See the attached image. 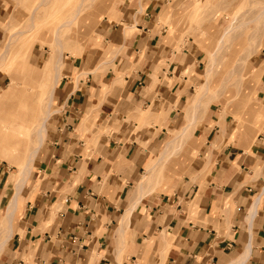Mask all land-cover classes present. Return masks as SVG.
<instances>
[{"label":"crops","instance_id":"0c3cea01","mask_svg":"<svg viewBox=\"0 0 264 264\" xmlns=\"http://www.w3.org/2000/svg\"><path fill=\"white\" fill-rule=\"evenodd\" d=\"M165 2L149 0L119 35L121 73L95 56L61 78L41 177L24 183L11 220L18 183L0 168V264H264V117L255 109L239 129L216 101L185 111L189 72L204 63L158 25ZM257 91L264 100V79Z\"/></svg>","mask_w":264,"mask_h":264},{"label":"rangeland","instance_id":"374dc122","mask_svg":"<svg viewBox=\"0 0 264 264\" xmlns=\"http://www.w3.org/2000/svg\"><path fill=\"white\" fill-rule=\"evenodd\" d=\"M148 2L0 0V168L6 170V181H22L37 144L36 124L48 108L52 115L55 107H61L56 92L61 78L75 77L77 71L81 77L95 56L97 69L112 67L121 73L113 62L122 52L119 35L136 29ZM157 18L159 26H166L167 38L178 40V49L199 50L204 63L199 73L189 72L195 96L192 106L185 108L187 113L204 115L208 104L216 101L222 104L223 117L234 118V128L248 126L255 109L263 119L264 100L258 101L257 88L264 79V0H166ZM113 33L116 40L106 43L104 39ZM58 71L60 80L55 83ZM59 117L60 111L50 122L47 119V139L25 182L40 179ZM193 129L194 124L186 128L181 145L188 147ZM177 132L170 127V136Z\"/></svg>","mask_w":264,"mask_h":264},{"label":"bare ground","instance_id":"6f19581e","mask_svg":"<svg viewBox=\"0 0 264 264\" xmlns=\"http://www.w3.org/2000/svg\"><path fill=\"white\" fill-rule=\"evenodd\" d=\"M6 52V51H5ZM4 54V53H3ZM5 54H7V53H5ZM3 56H5V55H3ZM1 59V58H0ZM59 65H61V60H59ZM60 72L58 71V72H56V80H55V83H57L59 80H60ZM52 92H54V91H52ZM51 100L53 99V96L51 95ZM49 104H51V102L49 103ZM51 115V110H50V108H48V110H47V112H46V114L43 116V117H41V120H40V122H38L37 124H36V126H35V131H36V139H37V144L35 145V147L32 149V151H31V154H30V156H29V158H28V160H27V167H26V172L24 173V177H23V179H22V181L20 182V183H18V187H20V186H22L23 184H24V182H25V180H26V178H27V176H28V174H29V172H30V168H31V165H32V163H33V161H34V159L36 158V156H37V154H38V152H39V150L41 149V147H42V145L44 144V142L46 141V139H47V134H48V126H47V123H46V121H47V119L49 118V116ZM32 120V119H31ZM30 120V121H31ZM24 121V120H23ZM141 187H142V185H141ZM17 195L18 194H16V196L14 197V199H13V201H12V203H11V205H10V207H9V209H8V218L11 220V218L10 217H12V214H13V211H14V207L16 206V202H17ZM250 214V213H249ZM123 217V216H122ZM122 221H123V219H122ZM11 223V222H10ZM122 223V222H121ZM122 226V225H121ZM13 227V226H12ZM9 229V228H8ZM123 229L121 228V231H122Z\"/></svg>","mask_w":264,"mask_h":264}]
</instances>
